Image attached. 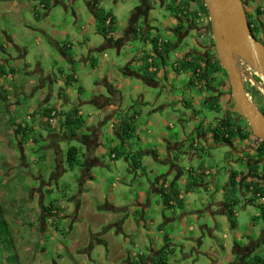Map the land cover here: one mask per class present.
Instances as JSON below:
<instances>
[{
    "label": "rangeland",
    "instance_id": "rangeland-1",
    "mask_svg": "<svg viewBox=\"0 0 264 264\" xmlns=\"http://www.w3.org/2000/svg\"><path fill=\"white\" fill-rule=\"evenodd\" d=\"M55 1L58 0H50L49 5L53 10L56 9L55 16L57 18V23L61 22L65 29L73 31V37L80 41V43L84 40L85 36L89 37L92 42L98 41L100 46L101 41H103V36L96 34V32L91 35L88 33L89 31H85L82 34L80 29L74 26L76 23L73 22L72 25L71 12H69L67 17V24L63 23L61 6L55 5ZM187 1L195 4L196 0ZM13 2L14 0H0V36L3 34L8 37L13 36L18 45L29 47L31 61L30 65L27 66L32 73H35V71H37V59L35 56L42 53L48 56L51 51L49 49L50 45L46 43L40 47H36L39 41L35 36L32 37L25 34V25L19 22V19L23 17H26V20L34 19L30 11V8L33 6L32 1L18 0V7L14 6ZM113 2L114 0H103V6L105 10H111L113 13H116ZM245 2H248V0H245ZM138 3L139 0H124L125 7L120 17H118L119 21L121 22L124 19L129 20ZM151 4L153 7L149 12V24H151L154 29H158L157 35L160 36L164 42H178L173 35H168L166 31L167 27L172 28L170 23L171 16L168 13V7L172 3L168 1L167 5L163 7L159 1L151 0ZM173 4L174 6H172L175 7V3ZM183 4L187 5L185 1H183ZM23 5L28 6V8L18 14L17 10L19 6L22 7ZM194 6L197 7L195 13L199 14L201 10L197 5ZM257 6L260 7L261 10H264V4L261 1L252 3L250 7L245 9L246 13L252 16L256 21L257 16L255 12H257ZM181 8L182 12L187 9L185 5L183 7L181 6ZM39 13L43 15L41 11H39ZM259 13L261 14L262 11ZM208 16L207 14V17ZM84 18L86 19V17ZM200 18L202 17L198 15L197 20ZM136 19L138 20V26L144 30L145 20L140 18ZM137 20L135 21L137 22ZM206 21L207 20H204V22ZM83 23L82 21L77 23L79 28H81ZM257 24L259 25L260 22H257ZM118 32L119 34H123V32H126V27H119ZM210 34H212L211 36L213 37L211 25ZM73 37H69L67 41L72 42ZM195 38L199 41L198 43H203L204 45L208 44L205 37L201 38V36L192 33L186 42H180L181 45L177 50L170 52L167 63L169 68L167 69L162 63L160 65L162 74L174 73L180 75L178 78L179 81L173 78V80H176L174 82L176 87L173 93L167 96V93L163 91L161 92L163 98H156V100L150 98L149 92L151 90L149 91V89H146V91L141 94H130L127 96L128 98L126 100L129 101V104L125 106L132 109L130 112L125 109V112L121 111V117L125 119L128 118L129 120H126V122H129L130 125L133 126V132L129 137H123L127 150L120 145V141L111 133V123L107 121L102 124L104 137L102 147L98 151V162L100 165L92 167L91 171L92 176L95 177L93 189H96V195L98 197H103L102 205L104 206L106 200L109 199L120 209H122L121 206H124L126 209L125 211L119 210L121 211V215L127 216V214H129L132 219L140 222V219L143 218V210L136 205H134L132 209V204H137L140 191L145 193L148 192V197L152 199L151 214L148 213L146 216L148 227H143V231H140L137 222L134 223L136 227L132 237L133 240H135L134 242L129 243V241H126L127 239L125 240L117 236H108L109 239L107 238V244L110 246L114 245L117 239H120L119 243L126 246L125 248L131 251L132 254H135L133 260H135L137 264L144 262V259L140 255L146 254L147 248L151 245L157 247L158 238H163L165 234L176 237L180 232L185 237L189 238H193L194 236H197V238L202 237V233L206 236L204 239H200L202 245L200 241L197 242L196 240L195 248L190 247L186 243L181 244V241H176L173 248L174 250L167 255L169 264H217L218 260L221 261L220 264H230L227 258H223L226 256V253H223L221 250L225 242H229V244L233 245L234 236H239L240 240H242L241 238L243 237V242L245 243L253 238H261L260 247L258 248L259 252L257 251L256 255L264 257V219L262 217L264 199H261L259 195H255L253 191H247L243 186V184L252 183L264 187V161L260 160V158L258 159L259 156L257 152V148L261 141L256 139L252 133L251 135L249 134L246 140H242L241 137L234 139L232 146L222 143L217 144L214 140L212 135L217 124L219 125V122L224 120L226 115H232L233 118H236L237 111L232 96L228 93V86L226 87V94L228 97H231V99L229 98V103L218 105L219 110H217V108L213 109V93L205 88L201 89L200 87L198 88L197 86L190 85L186 77L187 75L177 71L175 65L178 64L179 57L181 55H186L191 48L195 49V44H193ZM0 39L6 41L5 37ZM125 48L131 53H134L135 56H138V54L142 55L143 53L141 51H147L149 53L153 51L151 44L141 43L139 38L129 41L127 45H125ZM9 50L8 55L13 59L8 57L9 65L6 63L4 66L0 65V69L3 68L8 70L9 66L14 68L18 66L15 63L19 58L18 50H15L14 46L13 48L11 46ZM101 53L102 55H98L99 53H97L96 59L98 62H100L101 59L110 62L119 57L114 49H107ZM179 54L180 56H178ZM104 55H106L105 58H103ZM43 62H45V59H43ZM42 64L51 69L46 63ZM82 66L83 65L79 63L74 66L79 79L74 83L73 87H70L69 92L67 93L65 79H60L62 82L61 88L58 87L54 90L55 96H52L51 99L49 98L50 103L45 104V106L46 108H56L59 97L62 99L65 98L68 102L62 103L64 113H67L71 108L80 107L81 112L87 119L89 116H93L95 124H98L99 121H103V118L98 116L96 109L90 105H80V101L85 99L89 100L94 96V93L90 90L94 87L95 80H97V78L93 77L90 73H88V76H82L84 73H87V71H90L89 67L84 66V68H82ZM153 67H155V65ZM61 69L67 78L71 72L67 69V64L61 65ZM23 72L24 71L21 70L19 82L23 81ZM59 73L60 71H58L56 67L55 75L61 78ZM104 73L106 74V72ZM156 75L150 74L149 77L157 82ZM244 76L247 80L250 92L249 95L252 98L251 100H253L260 110H264V91L261 78L253 71L250 72V75L245 71ZM31 77L32 75L30 74L25 76L27 79ZM40 79L41 81L44 80L41 77ZM15 85H19V83L17 81L12 82L10 80L0 79V208L10 224L14 243V246L9 247L8 245H2L0 243V264H17V262L19 264H98L101 260L103 264L107 263L106 248L99 246L97 240L100 237L98 234L102 236L111 231V229L104 224L106 219L101 215L99 216L101 212H104V215H109L110 211L100 212L98 210L100 203L98 199L92 200L93 189L88 191L91 201L82 200L79 204L78 199L75 200V198L79 196L81 187L82 166L84 165L82 154L78 155V164L74 168H70L67 161L69 149L76 148L77 150H83L84 147H82L79 141L71 137L70 133L67 131V127L63 124L62 137H60L59 140L49 139V136L54 133L55 125H57V127L61 126V120L64 118V115H61L62 113L59 111L53 122L54 125H51L53 123H48L50 118H48L47 121L45 120L47 123L45 127L41 126V124L39 125L41 120L39 116L35 117L36 120H34V117L32 119L31 116L27 117V119L30 120L24 119L31 109L30 107L33 103L32 99H38L42 96L38 95L25 98L19 95L21 106L17 107V92ZM81 85L86 88L82 93L84 97L78 92V88ZM225 85H227V83H225ZM8 86L13 90L5 92ZM216 87H218V85H216ZM219 90L224 91V85L221 86V84H219ZM105 92L107 91L105 90ZM174 95H176L177 98H175ZM166 97L168 99H166ZM141 98H144L148 105L140 103L139 101ZM205 98L212 99L207 103V99ZM152 101H154V103L149 104V102ZM163 101L170 106L168 111L162 112V109L158 107L165 103ZM155 105L156 107L153 108ZM156 108L158 110L154 113ZM44 115L46 116V112H44ZM238 118L240 119L242 117L238 115ZM23 119V122L27 121L28 124L32 123L36 126V130L31 131V135L25 137V139H32L33 142L34 140L36 141V143L34 142L35 145L27 150L26 162L23 160L22 154L18 148L17 138L19 136L14 133H9L10 131H14V129L11 130L12 126L9 124L17 122L18 120L22 121ZM237 124L243 134L250 132L247 126L241 127V123L239 122ZM135 127L138 128L136 132L134 131ZM142 129V136L144 137L138 134V132H142ZM191 129H194V134L190 133ZM208 131L210 133L212 132V134H208ZM200 134L202 137L199 139L198 136ZM203 134L206 135L203 136ZM64 137L67 139H63ZM170 138L184 140L187 147L192 145L194 141H196V143L202 142L204 146L201 156L193 162L187 160L185 155L186 147L181 146L179 149L180 151L177 150L174 152L173 161H176L183 169L190 167L198 174L202 172L205 173V176H201L198 182H196V179L189 178L190 173H184L186 184H177V187H179L184 197V201L181 202V204L183 203V207L181 208L179 207L180 205L176 204L177 206L174 207V214L171 210L164 209L165 204L160 196H151L148 183V180L155 182L158 177L167 173L168 182H174V179L170 176V164H167L168 166L164 165L166 160L163 157L164 154L162 151H166V141L170 140ZM159 139H161L160 142ZM140 140L142 142L148 140V142L146 144H141ZM143 147L153 152L156 151L160 156V160L155 159L152 154L150 159L146 156H142L139 161L138 158L141 156L136 154L139 149ZM49 150L51 152H49ZM6 152L12 155L10 156ZM59 152L62 153L59 155ZM49 153H57L59 155V159L62 161V163L60 162V164H62V172L59 174L57 183H54L52 187L53 193L48 195L44 203L47 205L50 204V202L54 203L56 201L60 207L67 208L65 214L73 218L71 221L67 220V224H65L63 219H58L60 216L56 217L57 219H42L41 212L39 208H37L39 199L37 200L36 207L32 205V198L38 197V190L42 188L41 181H36L39 173H44L45 181L48 182L50 180L49 171H59V163L55 160L47 159ZM126 157L130 158L126 160ZM137 162L142 163L143 167L141 169H136L134 167L137 165ZM132 166L136 170L132 168ZM233 172L237 173V181L241 185L237 188H233L232 185L228 186L230 175ZM196 173L194 174L195 177ZM191 180H194L195 183L199 185L188 187L189 181ZM212 180H215V182L213 183ZM46 188L50 187H45V189ZM255 196L258 198H255ZM229 200L231 202L229 210L234 212L237 223L235 229L231 228V222L228 216L229 210L226 212V210L220 209L222 211H219V213L217 208L218 203ZM86 203H92V205L86 207ZM26 206L28 207L26 208ZM19 207H23L21 211ZM79 207L80 212L78 211ZM162 209H164L162 212L166 217H172L176 220L175 223L165 227L164 233H160L158 230V226L164 222L163 215L160 213ZM223 212L226 213L223 214ZM114 214L119 215V213L113 212V215ZM76 216H79V219L75 220L74 218H76ZM183 219H186V229L182 230L177 226V223H181ZM190 227L193 228V232L189 230ZM206 227H208V229ZM201 229L203 230L201 231ZM129 230L131 229H127L126 231ZM141 232H143V237H140ZM90 233L98 235L94 236L96 240L92 239ZM211 233H214L215 238L210 237ZM141 240L144 241V243H141ZM76 244L82 245V247L94 244L93 247L95 248V252L84 254L82 248L81 250H76ZM195 249H198L199 253H197ZM211 252H215L218 258L208 256Z\"/></svg>",
    "mask_w": 264,
    "mask_h": 264
},
{
    "label": "crops",
    "instance_id": "crops-1",
    "mask_svg": "<svg viewBox=\"0 0 264 264\" xmlns=\"http://www.w3.org/2000/svg\"><path fill=\"white\" fill-rule=\"evenodd\" d=\"M5 1H11V0H5ZM17 1L18 0H14L13 2V5L16 7H18ZM31 1L33 3V6L30 8V11L32 17L34 18L32 19L33 21L30 19L26 20V17H23L19 19V22L25 25V29H24L25 34H28L32 37L35 36L36 39L39 41L36 47L38 46L40 47L43 44L47 43V45L48 44L50 45L49 49L51 51L48 54V56L47 54L44 53L35 56V58L37 59L36 60L37 71H35V73H32V71H30V69L27 66L30 65V61H31L29 55V47L28 46L23 47L20 44L18 45L17 41H15V38L13 36L8 37L5 34L1 35L0 38L5 37L6 41L0 39V65L4 66L5 63L9 65L7 59L8 57L10 59H13L11 56L8 55L11 46L12 48L14 46L15 50H18L19 58L15 62L18 65L17 68L9 66V69L6 70L1 67L2 69H0V79L2 78V80L3 79L10 80L12 82L17 81L19 83V85H15L17 92L16 94L17 107L21 106L19 95H22L25 98L34 97L38 95L42 96L38 99L36 98L32 99L33 103L31 104L30 107L31 109L28 111L26 118L24 119H27V117L31 116L32 119L34 117V120H36L35 117L39 116L41 118L39 125L41 124V126L45 127V124L47 125L45 120L47 121L49 116H45L44 112H47L48 110H51L52 112L59 111L60 113H62L61 115H64V118H62L61 120V126L57 127V125H55L54 133L49 136V139L52 138L55 140H59L60 137H62L61 135L63 131L62 124L64 125L66 121L65 114L78 111V115L83 118L84 123L82 127L78 130L77 137H72L76 141H79L82 147H84L83 150L78 149L79 150L78 153L82 154L83 162H84L83 163L84 165L82 166L83 170H82V179L80 183L81 185L80 192H79V196L75 198V200L78 199V203L80 204L82 200L91 201L88 191L93 189L94 187L95 177H93L91 174L92 167L100 165V163L98 162V157H99L98 151L102 147L103 137H104L102 124L107 121L108 123H111L112 126L111 133L113 134V136L117 137V139L120 141V145L122 147H125L127 150V146L125 145L123 138L124 137L123 123L129 119L128 118L125 119L124 117H121V111L125 112L124 111L125 109L128 110V112H130V110L132 109L125 106L126 104H129V101L126 100L128 98L127 96L130 94L132 95L141 94L144 93L146 89H149V91L151 90L149 92L150 98L152 100H156V98H160V99L163 98L161 94V92L163 91L167 93V96L173 93L175 91L174 88L176 87L175 86L176 84L174 83L176 80H173V78H176L179 81L178 78L180 77V75H176L174 73L171 74L168 73L164 75V73L163 74L161 73L160 65L162 63L168 69L169 67L167 66V63L169 60L170 52L173 50H177L180 45H177L176 42L172 43L173 45L171 47V50L165 55L164 59L159 57L157 54H155L154 50L151 51L150 53L147 51H141L143 53L142 55L138 54V56H135L134 53H131L128 49L125 48V45H127L129 41L136 38H139L141 43L143 42L145 44H151V45H152V40L155 39L158 40L159 43L164 42L162 38L157 35L158 29H154V27L151 26V24H149L148 22V19L150 18L149 12L153 7V5L151 4V0H139V3L136 5L131 18L129 20L124 19L121 22L119 21L118 17H120L121 12L125 7L124 0H114L113 7L116 13H113V11L111 10L108 11L105 10V7L103 6V0H66V1L58 0L54 2L55 5L61 6L62 9L61 16H62V20H64L63 23L67 24V17L69 15V12H71L72 25L73 22L76 23L74 24V26L80 29V32L82 34L85 31H89L88 33L91 35L94 34V32H96V34L98 35H102L97 30L98 21L95 16V12L103 10L105 12L107 11L106 13H110L111 16L114 18V22H115L114 32L110 33L108 37L102 35L103 41H101L100 46L98 41L92 42L89 37H85V36H84V40L80 43V41H78L76 38L73 37V31H69L65 29V27H63V24L61 22L57 23V18L55 16L56 9L53 10L50 7L49 5L50 0H31ZM157 1L160 2L161 6L165 7L168 1L169 3L170 2L174 3L175 0H157ZM183 1L187 3V6L185 7L188 8V11L184 12L185 14L188 15L187 18H181L182 17L181 14H179L178 16L172 15L171 11L168 9V13L171 16L170 23L172 25V28L167 27L166 31L168 35L170 34L175 37V29L179 27L180 24H182L181 26L187 24V28H186L187 32L183 40V42H186L188 37L192 33L201 36L202 32L200 31L204 30L202 27L205 26L204 24H206L204 20H206L207 17V10L205 4L201 5L202 2H198L197 5V4H192L186 0H177L175 2V6H177L176 4H178L179 2L181 3ZM257 1H261L264 4V0H248V7H250L252 3H256ZM194 5H197L201 10L199 14L195 13L197 11V7ZM258 6L257 9L260 8ZM26 8H28V6L25 5H23L22 7L19 6V9L17 10L18 14L22 13V11H24ZM141 8H146L145 10L147 12V15L142 16V13L140 14L139 11H141L140 10ZM39 11H41L43 15L40 14ZM261 11L262 13L259 15L258 22H260L259 24L260 36L264 37V21H263L264 10L262 9ZM202 13L206 17H204ZM198 15L202 17L199 20H197ZM84 17H86V19ZM136 18L145 20L146 23L144 30H142L138 26V20ZM135 20H137V22ZM81 21L84 23L82 24L81 28H79V25L77 23ZM209 24H210V18H209ZM121 26L126 27V32H123V34H119L118 32V28ZM69 37H73L72 42L67 41ZM109 39L110 41L108 42ZM165 42H170V41H165ZM193 44H195V49L191 48L187 53L189 52L192 53L195 50H197L196 47L198 46V43L196 38L193 40ZM107 49H114L117 55L119 56L118 59L116 60L114 59L110 62L101 59V61L98 62L96 59L97 53H99L98 55H102L101 52ZM105 56L106 55H104L103 58H105ZM178 56H180V54ZM185 57H187L191 61L193 57L194 59L196 58L195 55L193 57L190 55H187ZM181 58L182 55L179 57V59ZM43 59H45V62H43ZM42 63H46V65H48L51 69L47 68ZM78 63L83 65L82 68H84V66L90 68V71H87V73H84L82 76L84 77L88 76L89 75L88 73H90L93 77L97 78V80H95L94 82V87L90 90L91 92L94 93V96H92L89 100L85 99L80 101L81 103L80 105H90L96 109L98 116L100 118L101 117L103 118V121H99L98 124H95L93 120L94 119L93 116H89V118L87 119L81 112L80 107H75L73 109L71 108L67 113H64L63 104L64 102H68L67 99L65 98L62 99L59 97V100L56 104L57 106L56 108L55 107L46 108L45 106V104L50 103L49 98L51 99L52 96H55L54 90H56L58 87L61 88L62 82L60 79L62 80L65 79L67 85V93L69 92L70 87H73L74 83L78 81L79 76L77 75V72L74 69V66L77 65ZM64 64H67V69L71 71L70 74L67 76V78L61 69V65ZM147 64L152 65L148 70L150 74L156 75L158 72H160L156 75L157 82L159 83L153 81L149 76L147 77L145 76V70L143 71V69H146V67H148ZM154 65L155 67H153ZM175 66H177V64ZM56 67L57 70L60 71L59 75H61V78L55 75ZM21 70L24 71L23 72L24 76H23V81L19 82L20 80L19 75ZM104 72H106V74ZM183 73L187 75L186 76L187 80L191 83L192 82L191 80L193 79L192 74L189 72L187 73L183 72ZM29 74L32 75V77L30 79L25 78V76ZM40 77L44 79L43 81H47V82L41 81ZM225 82L223 81V84H221V86L224 85V91H221V95H220L221 97L218 98L219 105L220 104L224 105L226 103H229V98H231L228 97V95L226 94L227 86L225 85ZM212 86L216 87V83L213 84ZM199 87L201 88L202 86L199 85L198 88ZM85 89L86 88L83 85L79 86L78 88V92H80V95H83V97L84 94L82 93L84 92ZM12 90L13 89L8 86L5 92ZM105 90L107 92H105ZM210 91L211 93H213V99L216 98V95L219 93V91L215 89H211ZM174 97L177 98L176 95H174ZM166 99L168 98L166 97ZM139 102L144 105H148V103L145 102L144 98H141ZM208 102L209 101H207V103ZM150 103H154V101L149 102V104ZM155 107L156 105L153 108ZM158 107L162 109V112L168 111L170 109V106L166 102ZM157 110L158 109L156 108V110H154V113H156ZM24 119L22 121L18 120L17 122L9 124L10 126H12L11 130L14 129V131H10L9 133L10 134L14 133L15 135L19 136L17 138V142L19 145L18 148L22 154L23 160H25L26 162L27 150L33 147L35 145L34 142L36 143V141L34 140L33 142L32 139H25V137L30 136L31 131L36 130V126L32 123L28 124L27 121L23 122ZM48 123L51 124L49 121ZM51 125H54V123ZM134 129H135L134 131L136 132L138 128L135 127ZM67 131L69 132L68 128ZM193 132L194 129H191L190 133L192 134ZM138 134L142 136L143 129L142 132H138ZM200 137L201 136L199 135L198 138L200 139ZM63 139H67V138L64 137ZM160 141L161 139H159V142ZM147 142L148 140H144V142L140 140L141 144H146ZM166 142H165L167 144L166 151L162 150L164 154L163 157L166 160V161L164 160L165 161L164 165L168 166L167 164H170V176L174 179V182L173 183L168 182L167 180L168 173L158 177L155 182L148 180L150 186V194L153 197L158 195L162 199L163 192H168L172 189H178L180 192V199L184 201V197L179 187H177V184H182V183L184 185L186 184V178L184 174L185 172H189L190 170H192L196 173V171L190 167H186L183 169L181 166L178 165V163H176V161H173L174 152H176L177 150L180 151L179 149L181 146L186 147L185 155L187 157V160L189 162H193L194 160H197L201 156V152H203L204 146L202 145V142L196 143V141H194L192 145L187 147L184 140L182 141V139H178V138L176 139L170 138V140H167ZM49 152L51 151L49 150ZM6 153L9 154L8 152ZM60 153L62 152H59V155ZM9 155L11 156L12 154ZM59 155L57 153L55 154L49 153V157H47V159L55 160L56 162H58L60 165L59 171L51 172L50 170L49 171L50 180L48 182L45 181L44 173H39V176L36 179V181H41L42 188L38 190L39 191L38 197L32 198V205L36 207L37 200L39 199L37 208H39L41 212L42 219H57L56 217L60 216L58 219H63L65 221V224H67V220L71 221L73 219L72 217L67 216V214H65L67 208H64L62 206L60 207L56 201L54 203L50 202V204L47 205H45L44 203L48 195L50 193H53L52 187L54 183H57L59 174L62 172L61 169L62 164H60V162L62 163V161L59 159ZM136 155L141 156L140 158H138L139 161L142 158V156L144 157L146 156L148 159H150L151 155L154 156L155 159L160 160V156L157 154L156 151L155 152L150 151L148 149H145V147L139 149ZM129 158L130 157H126V160H128ZM134 167L136 169L137 168L141 169L143 166L142 163L137 162V165ZM134 167L132 166V168ZM197 167L201 168L200 166ZM212 182L214 183L215 180H212ZM45 187H50V188L45 189ZM139 193L140 194H139V199L137 200V204L133 203L131 208L133 209L134 205H136L138 208H142L143 218L140 219V222L132 219L129 214H127V216L123 214L121 215L120 214L121 211L119 210L125 211L126 209L124 208V206H121L122 209H120L109 199L106 200V204L103 206L102 205L103 197H98L96 195V189H93L92 200L98 199L100 203L98 206V210L100 212L107 210L110 211L109 215H104V212H101V214H99V216L101 215L104 219H106L104 221L105 226L111 229V231L106 235L101 236L100 234H98L100 237L97 240L98 241L97 244L99 246H103L104 248H106V254H107L106 256L108 262L104 264H137L135 260H133L135 254H132L131 251H128L125 248L126 246L120 244L119 243L120 239L116 238L117 242L114 245L110 246L107 244V238L109 239L108 236L111 237L117 236L124 238L125 240L127 239L126 241H129V243H131L135 241L132 238L135 231L134 229L136 228L134 226L135 222H137L140 231H143V227H148L146 216L148 213L151 214L152 199L151 197L150 198L148 197V192L145 193L140 191ZM85 205L86 207H89L90 205H92V203H86ZM170 205H171L170 207L165 206L164 209L165 208L169 209L174 214L175 212L174 207L177 205L174 202H171ZM27 207L28 206H26V208ZM179 207L182 208L183 203ZM22 208L23 207H19L20 211L22 210ZM217 208H218V212L219 211L221 212L222 210H226L225 201L218 203ZM164 209H162L160 212L163 215V219H164V222L158 226V230L160 233H164L165 227L167 225H171L172 223H175L176 221L175 218L166 217L162 212ZM46 210L50 212L46 213L45 212ZM78 211L80 212V207ZM113 212L119 213V215L118 214L113 215ZM224 213L226 212H223V214ZM74 219L75 220L79 219V216H76V218ZM185 223H186V219H183L181 223H177V226L180 227L182 230L186 229ZM236 227H237V223H236ZM236 227L233 228V226L231 225L232 229H235ZM206 228L208 229V227ZM127 229H131V230L126 231ZM189 230L191 232L194 231L192 227H190ZM202 230L203 229H201V231ZM90 235L93 240H96L94 236H98L97 234H92V233H90ZM201 236L202 237L199 238H197V236H194L193 238H189V237H185L180 232V234L176 235V237L173 235L165 234L163 238H158V239L156 238L158 240L157 247L151 245L149 248H147L148 250L146 251V254L140 255L144 259V262H142L141 264H156L159 258L161 257V255L164 256V261L166 262V264H169L167 255H169L168 253H171V251L174 250L173 248L176 244V241H181L180 242L181 244L186 243L190 247L195 248L196 240L197 242L200 241L202 245V241L200 239L202 238L204 239L206 235L202 233ZM140 237H143V232H141ZM210 237L215 238L214 233H211ZM241 239L242 240H240L239 236H234L233 245L229 244V242L228 243L225 242L221 250L223 253H226V256L223 258L224 259L227 258L230 264H261V261L264 260V257L256 255L258 248L260 247L259 244L261 238L250 239V241H248L247 243L243 242V237ZM141 243H144V241L141 240ZM76 245H77L76 250H81L82 248L84 254L87 253L91 254L95 252V248L93 247L94 244H90L87 247L86 246L82 247V245L79 244ZM196 251L197 253H199L198 249ZM208 256L211 257L213 256L215 258H218V255L215 252H211V254H208ZM220 263L221 261L218 260L217 264ZM98 264H103V261L102 260L99 261Z\"/></svg>",
    "mask_w": 264,
    "mask_h": 264
},
{
    "label": "water",
    "instance_id": "water-1",
    "mask_svg": "<svg viewBox=\"0 0 264 264\" xmlns=\"http://www.w3.org/2000/svg\"><path fill=\"white\" fill-rule=\"evenodd\" d=\"M203 2L209 14L217 57L227 73L236 111L247 121L252 135L264 142V114L249 98L244 84V72L248 68L261 78L264 91V44L252 34L243 0Z\"/></svg>",
    "mask_w": 264,
    "mask_h": 264
},
{
    "label": "trees",
    "instance_id": "trees-1",
    "mask_svg": "<svg viewBox=\"0 0 264 264\" xmlns=\"http://www.w3.org/2000/svg\"><path fill=\"white\" fill-rule=\"evenodd\" d=\"M176 1V0H175ZM174 1V2H175ZM202 4H204L203 0H201ZM174 4L172 3L171 5H169L168 9L171 11V13L175 16H177L178 12L183 13L181 6L183 7L184 5L187 6L186 4H183V2H181L179 5L173 7ZM141 10V9H140ZM140 12V11H139ZM95 16L97 18L98 21V25H97V30L100 34L108 37L110 35V33L114 32V27H115V22H114V18L111 16L110 13H106L103 10L97 11L95 12ZM110 20V24L108 26V29L106 27L107 21ZM184 26L179 27V31L183 30ZM110 41V39L108 40V42ZM152 45H153V50L155 52V54H157L159 57L163 58L165 57V55L171 50L172 47V43L171 42H162L159 43L158 40H152ZM147 59V58H146ZM148 65V64H147ZM152 65H148V67H146V69H143V71L145 70V76H150L149 73V68ZM193 64L192 63H184L183 64V68L184 69H188V68H193ZM206 73L203 74H199V78L203 79L204 81L207 82V86L206 87H210V85L215 81L213 75L223 72L225 75H227V73L225 72V70L222 68L220 62H216L214 65H211L210 68L206 69L205 71ZM229 93H231V89L229 91ZM217 108V110H219V106H218V99H214V104H213V109ZM264 113V110H262ZM51 110H48L46 112V116H49V118H51L50 114H51ZM66 116V121L64 123V125L68 128L69 133L71 135V137H77V132L78 130L82 127L84 120L81 116L78 115V111H74L72 113H68L65 114ZM238 114L236 113V118H233L231 115H229V117L226 119L225 122H223L219 127H217L214 131H213V136H214V140L216 141L217 144H228V145H233V141L234 139L241 137L242 140H246L249 137V134L251 135V129L249 127V125H247V128L250 130L249 133L247 134H243L240 127L238 126L237 123H235V119H237ZM133 126L130 125L129 122H124L123 123V133H124V137H129V135L133 132L132 131ZM257 152H258V159L260 158V160L264 161V142H260L259 143V147L257 148ZM79 153L78 150L76 148H71L68 150L67 153V161L69 163L70 168H74L77 164H78V157ZM190 173V179H196V182L199 181V178L201 176H205V173H201V174H196L195 177V172L190 170L188 172V174ZM238 175L237 173L233 172L230 178V182L228 184V186L232 185L233 188H237L239 186H241L239 184V182L237 181ZM198 183H195L194 180L189 181V186L191 187L193 185L197 186ZM243 186L246 188L247 191H253L255 195H259L261 199H264V187L258 185V184H243ZM255 198H258L255 196ZM162 199L164 201V204L166 207H170V203L174 202L178 205L181 206V202L182 199H180V192L178 189H172L168 192H163L162 194ZM231 207V202L229 201H225V209L226 212L230 209ZM50 212L48 210L45 211ZM4 212L2 211V209L0 208V243L2 245H8L9 246H14L13 243V235H12V230L10 227L9 222L6 220L4 214ZM229 216V220L231 222V225L234 227H236V220H235V215L234 212L232 210H229L228 213ZM262 217L264 219V208L262 209ZM6 247V248H8ZM11 248V247H10ZM258 261V260H257ZM17 264H19L17 262ZM156 264H166V262L164 261V256L161 255V257L159 258V260L157 261ZM261 264H264V260L261 261Z\"/></svg>",
    "mask_w": 264,
    "mask_h": 264
},
{
    "label": "flooded vegetation",
    "instance_id": "flooded-vegetation-1",
    "mask_svg": "<svg viewBox=\"0 0 264 264\" xmlns=\"http://www.w3.org/2000/svg\"><path fill=\"white\" fill-rule=\"evenodd\" d=\"M177 1V0H176ZM175 1V2H176ZM187 1V0H186ZM244 1V3H245V9L248 7V2H245V0H243ZM174 2V3H175ZM198 2H201V0H196L195 1V4H197L198 5ZM173 3V2H172ZM180 4V2L178 3V4H176V5H179ZM193 4V3H192ZM204 5V4H203ZM146 8H141V11H140V14L142 13V16H145V15H147V12H146V10H145ZM182 9V8H181ZM188 11V8L186 9V10H184V12H187ZM261 11V9H257V12H255V14H256V16H257V21L252 17V16H250L248 13H246L247 14V20H248V23H249V26H250V28H251V31H252V34L254 35V37L257 39V40H259V41H261L263 44H264V37H261L260 36V26L257 24V22H258V18H259V15H260V13L259 12ZM178 13L177 14V16L179 15V14H181L182 15V17L181 18H187V14H185V13ZM139 14V15H140ZM207 14H208V11H207ZM173 15V14H172ZM202 15H203V13H202ZM209 15V14H208ZM204 16V15H203ZM204 17H206V16H204ZM182 20V19H181ZM206 24H205V27L203 26L202 28L204 29L203 31L201 30H199L200 32H202V34H201V37H205L206 39H207V41H208V44H203V43H198V41H197V43H198V46L196 47L197 48V50H195L194 52H189V53H187L186 55H184V56H182V58L181 59H179L178 60V64H177V66H176V69H177V71L179 72L180 71V73H182V72H189V73H191L192 74V76H193V79L191 80L192 82L190 83L189 82V84L190 85H193V86H196V83H197V87L199 86V85H201L202 87H201V89L202 88H205V89H207L208 91H210L211 89H215V90H217V91H219V93L216 95V98L218 99V98H220L221 96V91L219 90V84H223V81L225 82V83H227L228 85H226V86H228V93H229V91H230V85H229V80H228V76L227 75H225L223 72H220V73H217V74H214L213 75V77H214V82H213V84L216 82V85H218V88H216L215 86H212V85H210V87H206L207 86V82L206 81H204L203 79H201V78H199L200 76H199V74L201 73V74H203V73H206L205 71H206V69H208V68H210L211 67V65H214L216 62H218L219 60H218V57H217V52H216V48H215V43H214V40H213V37L211 36L212 34H210V24H209V17H206ZM198 22V21H197ZM196 22V23H197ZM181 25L182 24H180V26L179 27H181ZM198 25V24H197ZM184 26V30H181V31H179V27H177L176 29H175V39H177V41L178 42H176L177 43V45H181L180 44V42L182 41L183 42V40H184V38H185V34H186V28H187V24L186 25H183ZM162 43V42H161ZM173 45V44H172ZM191 53V54H190ZM187 55H190V56H194L195 55V59H194V57H193V59H192V61L191 60H189L187 57H185V56H187ZM192 63L193 64V68H188V69H184L183 68V64L184 63ZM226 78V79H225ZM244 83H245V88H246V92H247V94L249 95V88H248V85H247V83L245 82V79H244ZM229 95L231 96V93H229ZM216 98H214V99H216ZM249 98L250 99H252L251 98V96L249 95ZM231 99V98H230ZM207 101H209V99H207ZM253 101V100H252ZM219 105V104H218ZM262 111V110H261ZM263 112V111H262ZM264 114V113H263ZM232 116V115H231ZM229 117V115H226L225 117H224V120H221L220 122H219V125L217 124V126L215 127V129L217 128V127H219L223 122H225L226 121V119ZM241 123L240 125H241V127H246L248 124H247V122H246V120L244 119V118H238L237 117V119H235V123ZM245 124H247V125H245ZM214 129V130H215ZM207 132V131H206ZM210 132L208 131V134H209ZM210 134H212V132L210 133ZM204 135H206V134H203V136ZM200 136L202 137V135L200 134ZM213 136V135H212ZM200 137V138H201ZM213 138H214V136H213ZM231 175H232V173H231ZM230 178H231V176H230ZM230 178H229V180H230ZM229 183V182H228Z\"/></svg>",
    "mask_w": 264,
    "mask_h": 264
},
{
    "label": "built area",
    "instance_id": "built-area-1",
    "mask_svg": "<svg viewBox=\"0 0 264 264\" xmlns=\"http://www.w3.org/2000/svg\"><path fill=\"white\" fill-rule=\"evenodd\" d=\"M208 17H209V16H208ZM109 24H110V20L107 21V25H106L107 29H108ZM245 69H246V68H245ZM246 70H247L248 75H250V72H251L252 70H250V69H248V68H247ZM255 74H256V73H255ZM244 79H245V82L247 83V80H246L245 76H244ZM244 84H245V83H244ZM56 115H57V112H56V111H53V112L51 113V118H50V120H49L50 123H53V122H54Z\"/></svg>",
    "mask_w": 264,
    "mask_h": 264
}]
</instances>
